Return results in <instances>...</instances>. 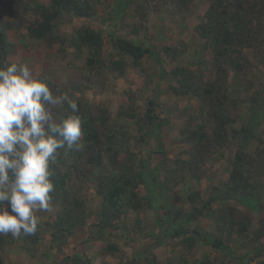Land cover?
Segmentation results:
<instances>
[{"label": "trees", "instance_id": "trees-1", "mask_svg": "<svg viewBox=\"0 0 264 264\" xmlns=\"http://www.w3.org/2000/svg\"><path fill=\"white\" fill-rule=\"evenodd\" d=\"M158 10L174 24L156 35ZM10 32L78 62L81 81L37 78L77 99L83 136L59 150L37 233L0 235V255L51 258L85 232L118 264H264V0H0V67L18 63ZM182 187V205L160 202ZM83 254L56 264H92Z\"/></svg>", "mask_w": 264, "mask_h": 264}, {"label": "clouds", "instance_id": "clouds-1", "mask_svg": "<svg viewBox=\"0 0 264 264\" xmlns=\"http://www.w3.org/2000/svg\"><path fill=\"white\" fill-rule=\"evenodd\" d=\"M67 106L60 119L57 113ZM77 99L37 78L28 65L0 67V235H35L51 211L59 150H80L83 118Z\"/></svg>", "mask_w": 264, "mask_h": 264}, {"label": "rangeland", "instance_id": "rangeland-1", "mask_svg": "<svg viewBox=\"0 0 264 264\" xmlns=\"http://www.w3.org/2000/svg\"><path fill=\"white\" fill-rule=\"evenodd\" d=\"M159 10L157 12L151 11V13L149 14V26L150 28H153V31L156 35L159 34L161 30L160 28L167 27L169 23L174 24L171 20L170 22H168V20L165 19L166 15H164V13H161ZM156 23H158V26H156ZM186 28L187 27L185 26V23H182V22L178 23L175 25L173 29V33H175L177 36H180V37L185 36L187 33ZM9 34H10L11 42L15 45L13 49L12 58L15 61H18L17 64L28 65L36 77H43L45 76V73H47V75H51V74L52 75H57V74L62 75L65 71H67L65 75L68 76L69 74L70 76L68 77H73L76 81L82 80L83 78L82 70L80 68H75V64H78V62L76 63V60L74 58H70V56L67 59L60 58V57L50 58L48 49L41 42H36V41L30 42L29 41L28 46H25L21 43L20 37H17L13 32H10ZM68 51H71V50H68ZM24 57H27L29 59V62H27L26 64L24 63V61H21V59ZM59 68L63 69L62 70L63 73L58 72ZM133 77L134 79L138 78V77H135V75H133ZM161 85L163 84L161 83ZM262 86H264V84ZM87 95L89 96L88 99L90 101L92 102L98 101V97L95 96V94L88 93ZM85 99L87 100V98ZM124 157H125V154L123 153L121 155V164H120L121 166L124 165L122 164V162L124 163L125 161ZM224 167L225 165L224 163H222L218 167V171L223 172ZM211 174H213V170L212 171L210 170V172L209 171L206 172L207 177ZM259 182L261 184H264V181H259ZM201 186H202L201 187L202 192L203 190L207 189V187H205L206 181L203 182ZM261 189L264 192V187H262ZM185 191H187V188L182 187L172 194H164L163 196H161V198H159L160 202L163 204L166 202H169L172 204L182 205L186 197ZM159 196H160V192H159ZM93 198H94L93 200H96L95 197ZM184 207L188 210V207L186 204L184 205ZM239 208L243 209L241 205H239ZM143 216L144 214L142 215V217ZM146 216L148 217V215ZM39 218H40V221H44L46 219V216H40ZM149 219H150V216H149ZM199 228H201L204 231H209V232L214 231V226L213 224H211L210 221L206 222L204 225L200 224ZM85 236H87V233L85 232H77L76 234H73L72 236H70L67 244L64 247V250H65L64 253L56 254L54 245L50 246L51 248H50V251H48V253L54 254V257H51V258H46L45 255L42 256L44 254L43 253V254H40V256L36 259H31L23 255L15 257V256L8 255V254L0 255V259L1 257H3L4 264H38L39 262L41 263V259H43L44 262H54V264H56L58 261H61L65 257L66 254H74L78 251L80 253H84L83 255H85L92 264H102V263L118 264V262L120 261V256L118 254L114 256L108 254L105 251V244H100L99 246H96L94 249L89 251L88 248H86V246L82 242L83 240L82 238ZM118 242L122 246V249L126 250V252H128L127 249H129L135 253L134 255H137V256H139L140 253L143 252V248L135 249V250L130 249L132 247L126 244L125 240L122 241L119 239ZM150 243H154V242L150 241ZM169 249L161 248L157 251L158 254L156 255H160V257L159 256L158 257L161 258V256L166 255L167 250Z\"/></svg>", "mask_w": 264, "mask_h": 264}]
</instances>
